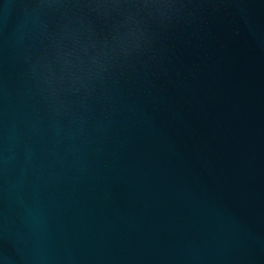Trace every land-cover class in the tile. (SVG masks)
Wrapping results in <instances>:
<instances>
[{
  "label": "water",
  "instance_id": "obj_1",
  "mask_svg": "<svg viewBox=\"0 0 264 264\" xmlns=\"http://www.w3.org/2000/svg\"><path fill=\"white\" fill-rule=\"evenodd\" d=\"M0 264H264V0H0Z\"/></svg>",
  "mask_w": 264,
  "mask_h": 264
}]
</instances>
